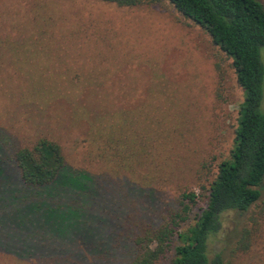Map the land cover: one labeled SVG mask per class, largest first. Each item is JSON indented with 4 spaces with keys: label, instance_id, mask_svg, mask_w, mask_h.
<instances>
[{
    "label": "rangeland",
    "instance_id": "374dc122",
    "mask_svg": "<svg viewBox=\"0 0 264 264\" xmlns=\"http://www.w3.org/2000/svg\"><path fill=\"white\" fill-rule=\"evenodd\" d=\"M261 61L264 66V48ZM230 62L166 0L132 7L104 0H0V129L22 148L41 138L58 144L69 167L90 175L143 179L165 202L194 191L186 227L204 207L200 186L232 147L243 92ZM121 151L132 153L124 171L99 155L113 160ZM263 201L264 182L261 201L248 214L225 216L211 249L223 250L226 264H264ZM18 204L20 212L5 216L3 240L43 228ZM252 215L253 245L231 257L236 231ZM53 229L43 228L47 237H58ZM34 241L18 245L31 257L0 243V264L74 261L40 258L45 249ZM81 258L75 264L98 262L88 253Z\"/></svg>",
    "mask_w": 264,
    "mask_h": 264
},
{
    "label": "trees",
    "instance_id": "16d2710c",
    "mask_svg": "<svg viewBox=\"0 0 264 264\" xmlns=\"http://www.w3.org/2000/svg\"><path fill=\"white\" fill-rule=\"evenodd\" d=\"M104 1L132 7L158 0ZM166 1L183 18L203 29L212 44L231 60L236 83L243 92L229 156L217 166L208 184L200 186L204 207L184 227L197 202L194 191H184L165 202L157 189L144 186L143 179L144 183H137L125 176L112 180L90 175L69 167L58 144L41 138L22 148L0 129V228H7L5 216L13 209L20 212L19 201L33 216L30 221L43 228L51 224L58 234L47 237L42 228L16 239L11 232L5 240L0 238L2 247L20 253V243L32 246L36 244L34 239L40 240L38 245L45 249L40 258L49 254L74 260H64L62 264H75L77 259H83L82 253L96 258L97 264H162L171 253L169 264L227 263L223 250L211 249L225 216L248 214L262 196L264 5L259 0ZM116 154L113 160L104 153L99 155L109 160L114 170L124 171V160L129 161L127 155L132 153ZM261 205L264 209V201ZM1 207L11 209L8 212ZM249 221L256 224L254 215L236 231L231 257L251 249L257 227L249 228ZM226 244L232 245L230 241Z\"/></svg>",
    "mask_w": 264,
    "mask_h": 264
}]
</instances>
